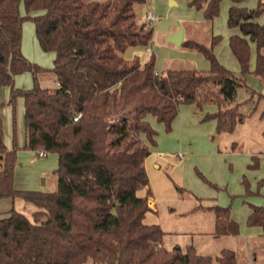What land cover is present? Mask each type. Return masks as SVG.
<instances>
[{
    "label": "trees",
    "instance_id": "obj_1",
    "mask_svg": "<svg viewBox=\"0 0 264 264\" xmlns=\"http://www.w3.org/2000/svg\"><path fill=\"white\" fill-rule=\"evenodd\" d=\"M222 1L190 4L204 9L212 22ZM145 2L0 0V88L11 87L13 107L19 97L24 99L26 147L58 154L56 190H17L18 146L7 147L0 119V199L19 197L37 208L31 217L15 208L0 217V264H238L232 249L214 258L199 254L193 244L165 247L162 226L145 222L151 191L146 196L138 192L149 184L145 161L151 145H157L149 116L164 123L167 132L183 104L217 105L218 111L205 119L217 120L219 134L234 132L245 120L235 104L250 73L245 36L257 44L254 73L264 81V24L253 21L264 12V3L256 9L230 8L229 25L243 33L230 39L243 73L238 77L214 53L218 36L210 45L191 39L182 44L205 55L208 72L157 73L154 54L145 62L139 55L127 59L129 47H147L153 39V29L137 17L136 6ZM26 20L35 23L41 48L55 53L51 72L56 88L41 85L39 74L47 71L23 54ZM25 72L33 74V88H15V77ZM13 132L16 141L15 114ZM209 209L215 213L214 236L239 234L231 207ZM252 209L249 225L264 230V206Z\"/></svg>",
    "mask_w": 264,
    "mask_h": 264
},
{
    "label": "rangeland",
    "instance_id": "obj_2",
    "mask_svg": "<svg viewBox=\"0 0 264 264\" xmlns=\"http://www.w3.org/2000/svg\"><path fill=\"white\" fill-rule=\"evenodd\" d=\"M247 3H249L246 4L249 5L248 9H256L259 5L258 0H249ZM250 5H254V7H250ZM150 10L159 19L151 25L154 34L152 42L149 44V46H153L152 54L156 57V68L161 72L168 69L189 68L208 72L209 63L203 53L187 48L186 46H177L169 41L173 29H175L178 24H183V22L187 24L189 22L188 18L191 17V14L188 11L189 7L187 0H181L177 5H172L170 0H152V7ZM21 12L23 16L26 15V10L23 5L21 7ZM136 12L140 18L139 20L144 23V13L147 12V7L143 6ZM193 20L195 23L192 26V32L189 33L188 31V35L191 34V39L210 45L213 34L217 35L220 40L213 47L215 55L220 62L236 76L243 77L241 65L236 59L229 42L230 30L228 24V10H221L215 22H209L207 20L201 21L199 19ZM186 24L184 26L187 28ZM35 41L37 44L34 45L33 43ZM249 44L251 49L250 73L245 77L246 86L239 88L235 102L236 105L239 104L240 111L246 115V122L239 125L237 129L235 128L231 136H227L229 140H231V146L234 142L239 141L245 144L243 152L235 157L237 161L231 162L234 164V167H231L232 164L230 161L226 160L228 157V155L226 156V152H229L232 147L228 146V148H226L222 143L220 150L223 153L219 156L221 160L216 157V161H214L215 158H213L211 154V140L208 139V134L203 132L194 134V136L199 139L197 142L194 139L195 137L191 136L190 132L186 130L187 134L184 135L187 140L183 143L181 141L182 135H180V131H178L177 134L167 132L164 126L160 128V123L154 120V124L157 126L154 128L157 130L156 139L158 142L156 146L151 145V151L155 154L154 156L166 159L168 162L162 167V171L172 174V170L174 169L172 160L174 158L184 163L183 185H176L183 189L182 191H178L180 195L178 197L171 195L157 197L158 215L160 217L161 226L166 232L164 239L165 247L169 249L175 246L185 248L187 244H193L199 254L210 255L214 258L219 256L223 249H232L237 254L238 264H251V262H253L251 259L248 261L247 256L250 247L247 246V240L244 241L242 235L223 241L214 238L211 234H199L197 232L209 230V223L207 222L210 215L200 210L199 207L200 201L202 200L209 201L216 198L220 205L231 207L239 220L245 215L246 211L249 209L250 203L254 202V199L258 198L264 200V184L261 188L258 187L255 181V175H249V181L253 183V186H255L254 188L246 186L245 183V189L241 186V181L243 179V171L241 170L245 168L246 165V161L243 160L245 155L249 153L250 150H257V152H260L262 157H264V146H262L261 137L259 135V130L264 129V116L261 117L262 113H264V81L254 73L257 63V49L251 41H249ZM22 50L28 60L38 64L47 71L39 74L41 85L47 88H56L58 84L54 74L51 72L54 67L55 53L46 52L41 48L36 34L35 23L32 20H26L23 24ZM143 52L144 54L147 53L145 50H143ZM135 56L134 54V57ZM203 62L207 65L205 68ZM33 86L34 76L31 72H25L15 77V88L28 90L33 88ZM253 91H255L254 94ZM10 95V86L0 88V119L3 125L4 142L7 145L9 141V146L11 148L16 143L19 151L26 150L29 156H31L30 159H33L32 162L27 163L24 161L20 162L17 157V168H15V170L17 169V172L20 173L17 183L22 184L21 178L25 174L24 169L29 168L31 170H38V165L45 163V161L51 163L56 153L48 152L45 157H41L38 154L41 149L31 150L26 147L24 142V129H26L24 99L19 97L15 107H13L9 104ZM252 95L255 97H252ZM183 111L185 112L187 110L183 109ZM256 113L258 115L255 117ZM14 114L17 127L16 141H14L13 132ZM191 130L193 129L191 128ZM189 138L190 142L188 141ZM144 139L148 142L146 137H144ZM181 144H184L185 147H182L183 145ZM179 154L185 157H181ZM57 166L58 158L55 160L54 168L57 169ZM202 166L206 171L203 170ZM153 167L159 170L155 165H153ZM56 169L49 171L47 175L44 174L38 177V182L40 184H42V178L48 177L46 187L42 186L44 190L50 187L52 190H56ZM261 173L264 177V165L261 168ZM15 175L16 174H14V176ZM193 193L203 199H197ZM13 208L25 213L29 217L37 210L33 204L27 203L21 198L16 199ZM242 231H244V229ZM256 256L258 258L256 264H264V248L257 251ZM89 264L92 263L89 262Z\"/></svg>",
    "mask_w": 264,
    "mask_h": 264
},
{
    "label": "crops",
    "instance_id": "obj_3",
    "mask_svg": "<svg viewBox=\"0 0 264 264\" xmlns=\"http://www.w3.org/2000/svg\"><path fill=\"white\" fill-rule=\"evenodd\" d=\"M158 1H162V0H158ZM172 5H177L178 3L181 2V0H170ZM249 0H245L241 3H234L232 0H223L221 2L220 5V12L221 10L225 11V9L228 10V24H229V12H230V8L233 5H237L239 7H245L248 8L249 4L247 3ZM259 3L263 2L262 0H258ZM191 0H187L188 3V7H189V12L191 14V17H189V22L186 24L185 22H183V24H178L177 27L175 29H173L172 35L176 34L181 28L184 30V39L183 42L185 41V39L189 40L191 39V34L188 35V31L189 33H191V29L192 26L194 25L195 21L193 19H199V20H206L205 16H204V9H197L195 6H191L190 4ZM253 3V2H251ZM143 6L147 7V12L150 11L151 7H152V0H146V2L144 4H140L136 6V11L140 8H142ZM254 7V5H250V7ZM144 13V18H145V14ZM264 12L257 17L256 19H254L253 21H256L260 24L264 23ZM137 17L138 20L140 19L137 13ZM218 17V16H217ZM217 17L214 18V20L212 22H215V20L217 19ZM157 20H159L157 18ZM140 21V20H139ZM261 21V22H260ZM142 22V21H140ZM187 25L184 26L185 24ZM229 30H230V37H229V42L232 36L234 35H241L243 36V33L240 30L239 26H230L229 25ZM217 35L213 34V37H216ZM171 37V36H170ZM247 39L250 38L249 36H245ZM193 40V39H191ZM171 42V41H170ZM253 45L256 46L257 49V44L256 42L251 41ZM34 45L37 44V42L35 41L33 43ZM38 46V45H36ZM37 48V47H35ZM143 50H145L147 53L144 54ZM152 50H153V46H135V47H129L125 53V57L127 59H133L134 58V54L135 55H139L141 57V61L145 62L147 61L150 56L152 55ZM257 54H258V50H257ZM235 55V54H234ZM236 57V56H235ZM237 59V57H236ZM238 60V59H237ZM208 63H209V70L211 67L210 61L207 59ZM239 62V61H238ZM204 64V68L207 66L205 62H203ZM240 64V62H239ZM157 72H161L159 69H157ZM259 77V76H258ZM260 78V77H259ZM28 83V82H27ZM27 87V86H26ZM252 97H255L252 95ZM206 107V108H205ZM208 107V108H207ZM186 109L187 111H183V109ZM183 111V112H182ZM218 111V106L217 105H205L203 107H198L196 104H183L180 106V110H179V114L176 117V119L173 122L172 125V130L170 131V133L173 134H177L178 131H180V135H182V139L181 141L184 143L187 139H185V135L187 134L186 130H188L190 132L191 136H194V134L196 133H206L208 134V139L211 140V154L213 156L214 161H216V157L219 158L220 155H222V151L220 150V146L223 143V145L228 148V146H231V140H229V138L227 136H231L232 133H218L216 128H217V120L216 119H205L206 115H210L213 114L215 112ZM258 114L256 113L255 117ZM264 116V113H262V116ZM151 117V118H150ZM250 117V116H249ZM248 118V117H247ZM246 118V119H247ZM148 120L150 121V123L152 124L153 127H157L154 124V120H157L156 117L153 116H149ZM158 122V120H157ZM246 122V120H244L242 123H238V125L236 126L239 127V125H242ZM160 123V122H159ZM162 126L165 125L164 123H160L159 127L161 128ZM158 127V128H159ZM191 127L193 130H191ZM26 128V125H25ZM166 130V128H165ZM25 132V136H24V142L26 144L27 142V133H26V129H24ZM184 135V136H183ZM259 135L261 137V141H262V146H264V129H260L259 130ZM195 137V136H194ZM197 142L199 141V139L197 137L194 138ZM157 140V139H156ZM190 140V138L188 139V141ZM158 142V141H157ZM190 142V141H189ZM182 147H185L184 144ZM244 145L242 141L239 142H234L232 144V149L229 152H226V156L228 155L226 160H229L230 163L231 162H236V156L238 154H240L241 152H243V148ZM7 147L10 149L11 147L9 146V141L7 144ZM192 147V146H191ZM217 150V152H216ZM256 151V152H255ZM263 153V152H262ZM155 154L151 151V154L146 158L145 161V165H146V169H147V173L149 176V184L148 186H146L145 188H143L142 190H140L138 192V194L140 196H146L148 193V190L151 191V195L149 196V205L151 207V211H149L146 215L145 218V222L147 224H160V217H159V209L157 207V197H166L168 195L174 196V197H178L179 194V190L176 188V185L178 184L179 186L183 185V168H184V163L182 161H179L177 159H173L172 160V166H174V169L172 170V174H168L167 172L162 171V167L165 166L168 162L166 159H161L158 158L157 156H154ZM179 156H181V154H179ZM17 157L19 159L20 162L24 161V162H32L33 159H30L31 156H29V154L27 153V151H23V150H18V154ZM181 157H185L184 155H182ZM233 157V158H232ZM58 158V154H55V157H53L52 162L49 163L47 161H45V163H42L41 165H38V170H31L29 168L24 169L25 174L23 175V177L21 178V182L22 184H18L17 180L20 177V173L17 172V169L15 170V176H14V186L15 188L18 190L22 189V190H32V191H42L44 190L43 187H46L47 183H48V177H45L46 180V184L42 185L38 182V177L44 174H48L49 171H53L55 167V160ZM220 159V158H219ZM221 160V159H220ZM219 160V161H220ZM244 161H246V165L245 168H243L241 171H243V179L241 181L243 188L245 189V185L249 186L251 188H254L255 186H253V183L250 182V176L249 175H255V181L257 183L258 187H262L264 184V177L263 174L261 173V168L264 165V157H262L260 152H257V150H250L249 153H247L245 155V158H243ZM2 164H3V160L0 159V171L2 169ZM232 164V163H231ZM153 165H155V167L159 170L154 169ZM205 165V164H204ZM176 166V168H175ZM247 166V168H246ZM58 167V166H57ZM199 167V166H198ZM206 167V166H205ZM231 167H234V164L231 165ZM17 168V167H16ZM203 170H205V168L202 166ZM19 169V168H18ZM257 175V176H256ZM43 186V187H42ZM50 190H52V188H49ZM242 191V190H240ZM264 193V192H263ZM194 194V193H193ZM196 196V194H194ZM212 196V195H211ZM197 199L202 197L196 196ZM19 198V197H18ZM16 199H12V198H3L0 199V217L5 215L8 211H10L13 207L14 204L16 202ZM22 199V198H21ZM200 210H203L204 212L209 213V217H208V222L209 223V230H201L200 232H197L199 234H203V233H207V234H211L214 238L218 239V240H230V238H236L239 236H243L244 241L247 240V246L250 247L249 250V254L247 256L248 261L249 259H251V264H256L258 258H257V251H259L260 249L264 248V230L262 227L260 226H250L248 223L249 217L253 212L252 206H264V200L263 199H254V202H251L249 205V209L246 211L245 215L242 216L239 219H237V217L234 214V210L232 211L231 209V217L234 221H236L239 224V234L236 236L233 235H228V236H221V237H216L214 236V231H215V213L213 211H211L209 208L213 207L215 205H220L218 200H216V198H213L209 201H200ZM222 206V205H220ZM199 209V208H198ZM197 209V210H198ZM184 214V213H182ZM244 229V231H242ZM256 250V251H255Z\"/></svg>",
    "mask_w": 264,
    "mask_h": 264
},
{
    "label": "built area",
    "instance_id": "obj_4",
    "mask_svg": "<svg viewBox=\"0 0 264 264\" xmlns=\"http://www.w3.org/2000/svg\"><path fill=\"white\" fill-rule=\"evenodd\" d=\"M264 3V0H262ZM157 21V16L150 10L145 14V18H144V23L146 24L147 27H151V25ZM158 73V72H157ZM80 117V115L78 117H76L75 120H77ZM39 156L41 157H45L47 155V152L43 149H41L38 152Z\"/></svg>",
    "mask_w": 264,
    "mask_h": 264
},
{
    "label": "water",
    "instance_id": "obj_5",
    "mask_svg": "<svg viewBox=\"0 0 264 264\" xmlns=\"http://www.w3.org/2000/svg\"><path fill=\"white\" fill-rule=\"evenodd\" d=\"M184 39V30L181 28L176 34L172 35L169 38V41L176 44L177 46H181L183 44ZM46 184L45 178H42V185ZM46 191H48V188H45Z\"/></svg>",
    "mask_w": 264,
    "mask_h": 264
}]
</instances>
